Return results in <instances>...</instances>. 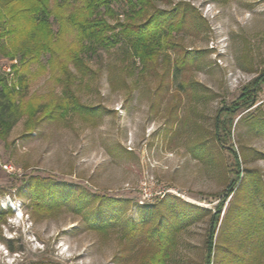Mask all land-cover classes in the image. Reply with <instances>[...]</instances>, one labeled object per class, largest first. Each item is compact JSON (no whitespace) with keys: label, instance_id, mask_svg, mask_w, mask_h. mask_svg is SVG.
I'll return each instance as SVG.
<instances>
[{"label":"rangeland","instance_id":"rangeland-1","mask_svg":"<svg viewBox=\"0 0 264 264\" xmlns=\"http://www.w3.org/2000/svg\"><path fill=\"white\" fill-rule=\"evenodd\" d=\"M84 1L49 0V8L57 11V3H67L63 11L69 14ZM155 5L176 10V15L172 29L164 30L168 36L163 45L169 46L161 48L149 72L127 58L120 43L80 52L92 70L81 78L65 56L67 49L79 45L77 31L59 32L54 14L49 23L61 39L55 63L43 54L23 67L24 43L15 51L6 37L0 39V75L9 86H17L20 77L24 80L17 100H31L43 109L60 101L65 85L58 80L60 65L66 63L79 77L71 89L98 113L72 112L53 120L43 114L29 129L27 116H22L0 138V209L5 212L0 221V264H152L143 261L149 254L145 236L157 219L143 227L142 208L160 207L164 215L170 214L164 203L173 197L214 213L227 193V179L234 177L229 172L232 150L241 172L255 169L264 176V0H155ZM112 7L115 18H105L111 24L125 22L127 8ZM8 52L15 57L6 56ZM255 80L254 106L232 113L231 137L218 143V112L233 108ZM53 182L64 200L51 211L36 209L31 186L46 188ZM84 192L106 199L111 211L104 218L115 220H109L105 232L93 230L89 221V209L97 202L77 206ZM230 200L231 196L220 222ZM129 222L142 230L132 236ZM210 230L208 214L181 226L163 264H203ZM243 238L244 234L227 237L233 239L228 247L251 259L254 250ZM258 254L264 264V254ZM230 261L227 256L222 263L241 264Z\"/></svg>","mask_w":264,"mask_h":264},{"label":"trees","instance_id":"trees-1","mask_svg":"<svg viewBox=\"0 0 264 264\" xmlns=\"http://www.w3.org/2000/svg\"><path fill=\"white\" fill-rule=\"evenodd\" d=\"M113 4L123 5L127 8L125 22L117 20L111 24L105 18V15L115 18L116 13L112 7ZM66 5L67 3L63 5L57 3L55 6L57 11H52L49 8V0H0V26H4L0 32V39L6 37L10 47L15 51L21 43H24L21 48L23 53L20 57L23 67L31 62H38L43 54L50 55V64L53 63L52 61L55 63L61 39H56L52 33L49 23L52 14L59 22V32L70 29L77 31L79 45L73 49H67L65 56L73 63L81 78L92 73L80 55L83 50L97 52L99 49H109L122 43L125 45V56L134 62L137 61L142 66L143 71L149 72L156 67L161 48L163 46L168 48L169 46L168 43L163 45L164 38L168 36L164 30L165 28L172 29L170 22L174 20L176 10L158 9L155 0H85L82 6L69 14L63 11V7ZM100 8H103V13L99 11ZM3 48L0 40V51ZM6 56L13 59L15 53L8 52ZM12 67L13 70L16 69V65ZM60 73L61 77L58 80L65 84L63 96L60 101H53L45 109L30 102L31 100L26 102L23 99H16L17 94H19L17 88L24 86L23 77L19 78L17 86H9L6 79L0 75L1 139L6 137L22 116H27L25 128L29 129L31 122L35 118L40 121L42 119L40 116L43 114L44 117L51 120L72 112L84 113L86 116L98 114L95 107L84 105L71 89L73 82L79 77L71 72L68 64L62 63L60 65ZM256 85L257 80L246 88V93H242L234 103L233 108H225L218 112L214 135L218 143H225L231 137L232 113L239 108H245L247 111L254 106ZM231 155L233 163L230 165L229 172L234 177L227 179V193L223 199H219L220 202L214 213L211 210L184 203L173 197L164 203L165 209H169L170 214L164 215L160 207L142 208L140 215L143 220V227L148 223L151 224L152 218L156 217L155 219H157V222L146 233L145 242L149 254H146L143 261L148 259L152 264H163L165 257L175 247V232H178L181 226L196 220L199 215L208 214L211 230L205 241L203 264H223L222 262L227 256L232 263L240 260L241 264H251L252 262L262 264V255L258 252L264 254V176L255 169H244L241 172L238 157L233 150ZM45 185L46 188L38 183L31 186V199L35 208L44 212L57 208L60 201L64 200V197L62 198L57 194L59 191L57 184L53 182ZM40 187L45 189L40 190ZM64 194L65 200H69L70 196L66 192ZM82 196L83 200L76 201L77 206L81 208L89 202H97L96 207L89 209L92 210L89 215L91 228L105 232L109 220H115L114 218H104L107 211H111L108 210L109 207H106L108 205H105L106 199L88 192H84ZM230 196L229 206L220 222L224 204ZM219 197L221 195L217 196V198ZM234 200H241V203L236 204ZM4 214L5 212L0 209V221ZM219 222L220 226L217 232ZM129 227L132 236L133 234L137 235L142 230L141 225H135L131 222H129ZM242 234H244V242L251 247V250H254L252 260L248 256H237L228 247L234 238ZM227 237H233L232 241L227 240ZM221 240H226L225 245H221ZM151 253H155V255L148 256ZM31 264L57 263L39 261Z\"/></svg>","mask_w":264,"mask_h":264},{"label":"built area","instance_id":"built-area-1","mask_svg":"<svg viewBox=\"0 0 264 264\" xmlns=\"http://www.w3.org/2000/svg\"><path fill=\"white\" fill-rule=\"evenodd\" d=\"M141 204H143V203H141Z\"/></svg>","mask_w":264,"mask_h":264}]
</instances>
